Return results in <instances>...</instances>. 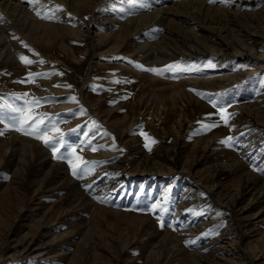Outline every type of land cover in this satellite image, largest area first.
Instances as JSON below:
<instances>
[{
  "label": "rangeland",
  "instance_id": "374dc122",
  "mask_svg": "<svg viewBox=\"0 0 264 264\" xmlns=\"http://www.w3.org/2000/svg\"><path fill=\"white\" fill-rule=\"evenodd\" d=\"M242 3L155 67L90 37L0 60V264H264V0ZM44 114L55 156L14 130Z\"/></svg>",
  "mask_w": 264,
  "mask_h": 264
},
{
  "label": "bare ground",
  "instance_id": "6f19581e",
  "mask_svg": "<svg viewBox=\"0 0 264 264\" xmlns=\"http://www.w3.org/2000/svg\"><path fill=\"white\" fill-rule=\"evenodd\" d=\"M242 1L137 0L129 3L127 0H42L40 9L43 11L46 6L50 10V18L42 19L36 15L28 0H0V60L13 62L16 67V46L21 39L49 48L59 39L60 48H70L75 61L78 49L68 46L67 41L90 37L98 56L104 52L123 51L146 65L155 61L154 66L164 61L162 53L168 50L172 41L181 35L192 38L202 30L198 25L196 27L197 19L219 22L232 14L239 15L245 12L240 9ZM57 5L62 10L57 11ZM147 77L155 82L157 80ZM88 101L96 103L98 100L88 98ZM31 153L34 155L35 152Z\"/></svg>",
  "mask_w": 264,
  "mask_h": 264
},
{
  "label": "snow or ice",
  "instance_id": "6c2138e0",
  "mask_svg": "<svg viewBox=\"0 0 264 264\" xmlns=\"http://www.w3.org/2000/svg\"><path fill=\"white\" fill-rule=\"evenodd\" d=\"M28 2L30 4L33 5L34 10L36 12V15L42 19L44 18H50L48 16V10L45 6V9L42 11L39 7V5L41 4L42 0H28ZM127 2L129 3H135L137 2V0H127ZM210 3L215 2V0H209ZM220 2H225V0H220ZM57 11L62 10L60 6H55ZM23 62H25L26 64H31L32 61L28 60L25 57H21L20 58ZM39 63H43V61H39ZM164 70L167 71H174V70H185L183 68H180L179 65H168L165 67ZM150 71L156 73V74H160V72L162 70H158V69H150ZM47 74H41V73H37V74H29V78H34V77H38V76H46ZM73 101L75 100V98H71ZM38 103V101H35ZM22 111V110H21ZM221 111H223V109H221ZM46 119V114L44 115H37L35 117L29 116V117H19L18 120L16 121V123H19L21 126L15 128L14 130L16 131H21L23 134L25 135H31L33 136V138L35 139H40L42 140V142L46 145V146H51L53 147V152H54V156L56 155V151H55V144L52 143L51 139L47 136V129L45 127H42V125H44V121ZM225 123H227V120L225 119L224 121ZM217 125L212 124V125H206V128H211V127H216ZM57 132H59L58 129H56ZM3 133L0 132V135H2ZM60 136H62V133H59ZM231 139V138H229ZM152 143H155V141H152ZM145 147H148V145L146 144ZM93 151H95V149H93ZM63 158V157H61ZM77 160L80 161V163L78 164H72V168H73V175H87V171L86 166L89 162L84 161L83 158L81 157H77ZM71 163V161H70ZM155 207V206H154Z\"/></svg>",
  "mask_w": 264,
  "mask_h": 264
}]
</instances>
